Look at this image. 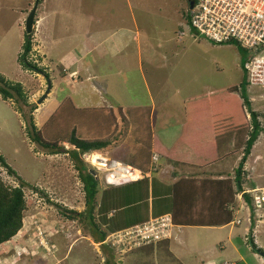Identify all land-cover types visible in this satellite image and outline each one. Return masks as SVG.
Masks as SVG:
<instances>
[{
    "label": "rangeland",
    "instance_id": "1",
    "mask_svg": "<svg viewBox=\"0 0 264 264\" xmlns=\"http://www.w3.org/2000/svg\"><path fill=\"white\" fill-rule=\"evenodd\" d=\"M34 1L0 0V74L10 82L21 84L28 104L25 105L21 98L3 100L0 97V154L26 184L23 187L26 209L22 227L3 245L8 248V255L15 257L14 264L23 261L25 264H108L106 259L109 257L115 264H179L180 261L184 264H259L257 259L262 257L251 250L248 240L254 237L256 246L264 249V205L257 206L253 198L250 206L243 197L244 201L238 199L241 206L235 215L237 223L228 227H187L181 229L180 234L178 229H172L170 243L173 249L179 248L175 250L181 259L178 262L168 256L167 239L143 251L126 249L120 244H106L102 248L89 235L92 226L88 220L79 223L64 215L68 209H86L77 163L69 155L74 147L59 139L64 131L75 128L68 117L65 116L64 122L56 117L61 116L63 109L67 111L68 105L78 109L90 108V112L110 110L112 115H107L112 117L104 119L102 116L97 123L94 118L78 130L81 128L84 135L92 129L108 130V136L114 139L122 135L119 130L123 123L119 113L128 108L145 106L142 107L143 113L148 108L149 116L154 108V129L151 130L149 125V134L157 136L167 128L177 130L181 121L178 118L187 120V112L201 111L207 116L222 107V103L204 107L210 100L220 99L227 105L226 98L229 101L237 99L242 107L237 110L241 116L239 119L243 118L239 131L235 128L221 136L210 127V123L205 126L209 134L215 135L212 141L217 143V148L222 146L214 156L224 158L223 164H215L217 158H213L215 165L207 172L223 168L225 175L229 174L225 177H234L233 169L250 131L249 111L252 108L259 113L258 121L264 129V98L257 99L264 94V88L241 84L244 78L241 48L234 44H217L198 34L187 24L188 12H183L179 0H40L31 29L30 59L38 66L46 67L49 77L45 78L43 74L23 69L17 63V53L26 32L25 20ZM123 29L127 30L126 34ZM86 31L90 37L87 40L82 38ZM120 38L126 43H122L121 50L114 57L108 56V44L111 41L118 44ZM77 58L80 59L72 64ZM74 70L82 76L79 82L77 73L72 72ZM48 83L50 86L44 97ZM241 94L252 98L253 102L245 106ZM198 96L202 98L198 100L201 102L193 101ZM32 106L34 109L30 112ZM29 115H32L43 140L58 138V145L63 148L60 152L48 153L30 141L26 134ZM168 115L171 116L169 119ZM150 121L151 118L149 124ZM192 129L193 125L190 132ZM125 132L127 134V130ZM259 133L261 139L258 145H254L253 153L261 152L263 161L254 164L255 167L252 165L243 174V192L251 196L246 188L264 186V131ZM203 135L200 134V139L208 141ZM120 146L121 151L124 150L117 154L119 162L108 161L110 153L105 149L79 154L87 171L99 180L101 191L96 195L97 204L92 217L102 230L109 233L106 238L110 237L111 243L114 237L110 233L115 231L116 220L109 217L111 212L100 210L102 188L107 185L104 180L119 185L129 179L126 175L129 170L138 173L136 178L141 172L121 163L129 162L132 157L127 155L123 144ZM226 153L229 154L226 157H230L226 158ZM151 158L155 161L156 156ZM160 163L168 162L161 159ZM149 166L148 172L152 168L151 164ZM0 179L8 186L18 183L16 177L1 165ZM224 192L223 199L228 194L225 189ZM144 206L141 210L146 214ZM116 213L119 211L112 212ZM229 230L233 233L236 254L231 253L226 240ZM74 238H79L78 242L71 244ZM18 251H25V254L20 257ZM144 251H150V254ZM237 252L243 255L244 261L238 259Z\"/></svg>",
    "mask_w": 264,
    "mask_h": 264
},
{
    "label": "trees",
    "instance_id": "2",
    "mask_svg": "<svg viewBox=\"0 0 264 264\" xmlns=\"http://www.w3.org/2000/svg\"><path fill=\"white\" fill-rule=\"evenodd\" d=\"M40 0H38V3ZM36 12V11H35ZM36 16V13H35ZM239 49V48H238ZM32 52V31L29 33L24 32L23 40L20 46V50L17 53V63L21 66L23 69H27L30 71H34L36 73H41L44 75L45 78H48V70L46 67L38 66L36 63H34L30 59V54ZM240 56H243V52L241 49H239ZM42 59L41 57L39 60ZM242 60V58H241ZM242 64V63H241ZM241 84L245 85V80L243 78ZM215 94V92H214ZM242 98V101L245 106H249V101L247 98L244 97L243 94L240 95ZM0 97L3 100L8 99H14L21 98L23 103L25 105H28L24 96V93L22 91V86L20 83H14L10 82L5 79L3 75L0 74ZM196 97L193 101L202 100V98ZM235 98V97H233ZM227 101V105L223 104V102L219 99H213L210 100L209 103L204 104V107L210 104H217L221 105L219 106L220 109L216 111L212 115H203L201 111H196V113H192L193 111L187 112L184 126L182 128L183 136L186 132L190 129V127L198 126L197 128H194V130L199 131L200 127L203 129L202 125L200 124L202 122H208L212 120H223L225 121L224 131L222 134L227 133V131L230 133L231 130H238L242 126L241 124V116H239L238 109L242 110V107L237 102V99H225ZM201 102V101H198ZM203 107V106H202ZM200 108V107H198ZM247 108V107H246ZM34 109V107H30L29 111L31 112ZM96 109V108H93ZM201 109V108H200ZM204 109V108H203ZM21 110V109H20ZM90 108H82L78 109L73 107L72 105L67 107L66 110L61 111V116H56L60 120H64L65 116L69 118V121H73V124L75 125V128L72 127L68 132L64 131L62 138H59L63 142H67L71 145H73V149L69 151L70 157L77 163L76 169L78 170V176L83 184V193H84V203L86 209L80 212H76L73 209H68L65 212V217L69 220L78 221L79 223L81 220H88L89 224L92 226V232L91 236L93 237L94 242H102L104 241L105 237L109 234L107 231H104L101 229L100 224L94 222V217H92L94 207L96 206V195L100 191L99 188V180L95 178V176L88 172L86 167L84 166V163L82 160H80L79 154H86L89 152H96L104 149L111 150L112 148H115L120 145H124L125 152H127V155L129 154L132 158L129 160V162H124L128 164L130 167L135 168L144 175L147 173L150 169V166L148 165L151 163V157L154 152L158 153L161 157L165 158L168 162H170L172 165L177 166L179 163H182L180 158L178 156H175L176 148L172 146L170 149H165L163 146H161L158 141L151 136L150 130H149V110L147 108V112L144 114V108L142 107H132L125 109V111H121L122 113H119L120 119L122 120L123 126L122 129L119 130L121 132V136L116 137L114 139H111L108 136L107 131L108 130H98V129H92L89 131V133H86L84 135V131L81 130L83 126L88 125L92 119L95 118V123H97L98 118H101L102 116L104 119L107 117H112L110 115H107L111 113L110 110L104 111L102 109H96L94 112H90ZM72 111V112H71ZM195 111V110H194ZM207 111V110H206ZM69 112L70 114H68ZM202 114H201V113ZM94 113V114H93ZM201 116H199V115ZM57 115V114H56ZM112 115V113H111ZM205 117H208L206 120ZM243 117V115H242ZM257 113L255 111H249V118H250V131L247 135V138L245 139L243 151L241 154V157L237 163V166L234 169V177L226 178V179H218V180H211L207 179V183L210 182H220L221 185H226L228 191H232V186L234 185L235 192H241L242 197L246 201V203L250 206L252 203V196L249 193L243 192L242 184H244V164L246 162L247 156L250 153L251 147L256 140L258 134L260 131H264L263 128H261L259 121L257 120ZM212 119V120H211ZM64 122V121H63ZM95 126V124H94ZM216 126V130L220 132V127L222 125H214ZM80 130H78V128ZM105 128L109 129L110 127L106 126ZM236 128V129H235ZM84 129V128H83ZM78 130V131H77ZM127 130V134L126 131ZM125 132V133H124ZM26 134L28 135L31 142H34L36 145L40 146L42 149L47 151L48 153H58L60 150H62V146L58 145V138L56 140H43L39 131L37 130L36 126L34 125V121L32 118V115H29L26 121ZM113 138V136H112ZM181 139V138H180ZM178 143V142H177ZM146 144V147H145ZM93 154V153H92ZM205 160L208 162L210 161L211 156H204ZM156 160V159H155ZM0 165L4 168H6L7 172L11 175H14L18 181L16 186H8L4 184V182L0 179V246L4 245L5 242L9 241L13 236L17 234V232L22 227L23 222V212L26 209L25 200H24V194H23V187L26 185L25 182L20 178L16 172L9 166V164L6 162L5 158L0 154ZM154 166H152L151 169H153ZM185 178H181L176 183L173 184V196L176 197L177 195V188L181 182H185ZM108 187L106 189L102 190L101 197H100V210H102L103 213H107L110 210H120L127 208L128 211H132L134 209L133 205L135 203H142V206H144L145 210L147 208V199H148V192H147V185H148V178L145 176L138 180H133L131 182H127L124 184L115 185L111 182L104 181ZM208 186V185H207ZM236 187V188H235ZM184 189V187H183ZM195 192V191H194ZM185 193L184 196H182L178 200V198H174L172 202L171 207V221L174 225H183V226H211V225H224L226 223L231 222L233 219V213L232 209H229L227 206V203H230V197L233 195V193L227 194V197L223 200L224 197V190L223 192L218 193H212L211 195L215 196L218 195V197H221L222 204L221 208L219 210V207L216 208L219 213H221V216L218 218V221L216 222H210L206 218H202V221H199L198 219L201 217H197L194 215L196 214H204V212H208L211 210L209 207L212 205V202L209 201L207 198L204 200L200 199L202 203V208L199 209L198 212H195L197 209V195L200 194V192L197 191V193ZM137 194V195H136ZM175 194V195H174ZM226 194V193H225ZM178 196V195H177ZM186 196V197H185ZM181 202V203H180ZM180 204V205H179ZM216 209H212V212L216 213ZM147 218V214L144 212L142 213V216H139V214H134L133 224L129 225L122 224L117 227V229H122L125 227H130L136 224H140L144 222ZM250 233V229L248 231ZM248 242L251 244V250L255 253H258L264 257V249L256 246L253 239L250 238ZM151 245H145L137 248L138 250H146L147 247H150ZM136 249V250H137ZM107 250L105 249V252ZM145 253H150V251H144ZM110 259V257H109ZM109 259H106V263L108 264H115L113 262H110Z\"/></svg>",
    "mask_w": 264,
    "mask_h": 264
},
{
    "label": "crops",
    "instance_id": "3",
    "mask_svg": "<svg viewBox=\"0 0 264 264\" xmlns=\"http://www.w3.org/2000/svg\"><path fill=\"white\" fill-rule=\"evenodd\" d=\"M123 30H124L123 32H125V34H126L127 30L126 29H123ZM83 37L86 40H87V38L90 39L87 31L83 34L82 38ZM124 42H125L124 38L123 39L120 38L117 41L118 44L111 41L108 44L107 49H106L108 56L114 57L115 54L121 50L122 43H124ZM82 50H83V47L81 48V51ZM113 57H109V58L112 59ZM79 59L77 58L72 64L77 62ZM87 70H88V68H87ZM72 72L77 73V79L79 82L81 80L82 76L79 75V72L77 70H74ZM71 80H73V79L71 78ZM260 98H264V94H260L257 99H260ZM247 100L249 101V104L253 102L252 98H250V99L247 98ZM140 107H145V106H140ZM96 108H98V107H96ZM154 110L155 109L152 108L151 113H150L151 121H150L149 125H151V128H152L151 130L154 129V123H155L154 118H153V116H155L154 112H153ZM252 111H255V110H252ZM170 117L171 116L168 115L167 119H169ZM178 120H181V121H180V127L177 128V130L176 129L175 130H169L167 128L165 132L161 131L160 135L158 132V135L157 136L154 135V136L156 137L155 139L158 141V143L161 146H163L166 150L170 149L172 146H174V148H176L175 156H178L180 158V160L182 161V163H179L177 166H174L170 162H168L165 158L158 155V153L154 152L152 155L156 156V160L152 161V159H151L150 164L154 167H153V169H151L150 172H147L145 175H142L141 172H139L140 176L138 178H136L138 176L137 175L138 173L135 172L134 170H129L126 173L127 177L129 178V182H131L133 180L141 179L144 176L146 178H148L149 187L147 189L148 199H147V208H146V210H147L146 220H148L149 218H154V217H158L161 215H168L171 218V207H172V202L175 200L174 198H178V200H181L180 198L182 196H184L185 193L187 194V193H191L194 191H195L194 193H197V191L200 192V194H198L196 196L198 200H197V209L195 210V212H198L199 209L202 208V203L200 201L201 197L203 200L205 198H207L209 201L212 202V205L209 206L211 208V210L212 209L215 210L218 207L220 210V208H221V204H222L221 197L219 198L218 195L213 196L211 194L212 193L215 194V193H218L221 191L223 192V190L227 189V188H225V185H221L220 182H210L208 184L207 179H211L213 181V180H218V179L219 180L220 179H226L227 177H230V176L225 177L226 175H229V174L225 175V171H224L225 169H223V168L217 169L216 171L207 172V169H209L210 167H214L215 164H219V163L223 164L224 158L222 157V158L218 159L217 157H215L216 155H218L217 154L219 152L218 150L220 148H222V146L217 148V146H216L217 143L216 142L214 143L212 141V140H215V135L209 134V131L205 129L206 128L205 126H207L210 123V125H211L210 127L214 128V130H216V126H214V125H217V126L222 125V127L219 126L220 132L216 131L217 133H220L222 136V133L224 131V127H226L225 121L216 120V122H215L214 120H212V121H208V122H206V121L202 122L200 124V126L202 125L203 129L200 127L199 131H196V130H194V128H197L198 126L197 125L193 126L192 131L190 132V129H189L188 132H186L185 135L183 136L182 128L184 126L185 120L183 121V117H179ZM257 120H259V117ZM163 122L165 123V121H163ZM201 133L204 134L203 136L208 141H202L200 139ZM227 133H228V131H227ZM263 134L264 133H262V135ZM259 139H261L260 133L258 134L256 140L254 141V143L251 147L250 153L247 156L246 166H244V169L246 171L250 170L252 165H254V164L257 165L258 162L260 163L263 161V154L261 152L253 153L254 152L253 151L254 145L255 144L258 145L257 143H258ZM262 140H263V138H262ZM174 142L175 143L178 142V143L175 144ZM120 147H122V146L112 148L111 150L105 149V150H108L110 153L109 154L110 157L107 158L108 161L114 160L116 162H119L116 160V159H119L117 154L121 153L124 150L122 148V151H121ZM190 153L192 155H195V153L198 155L193 157ZM228 153H226L225 157L227 156ZM230 153H234V152L231 151ZM204 156H211L210 161H213V162L212 163L208 162L207 160H205ZM231 156H233V155H231ZM228 157H230V156H228ZM228 157H226V158H228ZM213 158L214 159L217 158V159H215L217 161L216 163H215V160ZM250 158L252 159L251 162H250ZM161 159H165L170 164V167H169L168 163L167 164L166 163L165 164L160 163ZM197 161H200L201 163L196 164ZM121 163L125 164L123 161ZM213 163H215V164H213ZM255 165H254V167H255ZM167 175H170V177H167ZM182 177L185 178L184 180H186V181L181 182V184H179V186L177 188V195L178 196L176 195V197H175V196H173V191H172L173 190V184L176 183L178 180H180ZM248 181L250 183V179ZM109 182H111V181H109ZM106 187H108V186L107 185L103 186L102 190L106 189ZM183 187H184V189H183ZM232 188L233 189L231 192L227 190V192H229L230 194L233 193V195L230 197L231 202L227 203V206H226L229 209H232L231 211L233 213V217H232L233 219L231 220V222L226 223L224 225H218V226H215V225H211V226H183V225H174L171 221V226L169 227V238L167 240L165 239L166 240L165 242H168L167 246H168V251L170 253V255H168V256L172 257L176 262H178V260L179 261L181 260L180 257H178L177 253H175V250H178L179 248L173 249V246L170 243L172 229H178L177 233L180 234L181 229L187 228V227L188 228H190V227H218V228H223V227H228L232 224L237 223V222H235V218H236L235 215L238 211L237 208L239 207V205L241 206V203L239 202L238 199H242L241 198L242 195L239 192L238 193L235 192L234 185L232 186ZM246 189L249 190L251 188H246ZM100 191H101V189H100ZM242 205H243V203H242ZM133 207H134V209L132 211H128L127 208L117 210V211H119V214H117V213L112 214V212H114V210L108 211V213L111 212L109 214V217H113V219L116 220L114 223L116 226H114L113 230H115V231L118 230L117 227L122 225V224H127V223H129V225L133 224L132 218L134 217V214H137V213L142 214V212H143L141 210L142 203H140V202L135 203V205H133ZM74 210L76 212L82 211V210H79L78 208H76V209L74 208ZM211 210L208 212L207 211L204 212L203 215H202V213L199 215L194 213V215L197 217H201L198 219L199 221H202L203 220L202 218L210 219V220H208L210 222L218 221V218L221 216V213H219L217 209H216V213L212 212ZM178 234H177V238L181 240V238L179 237ZM89 235H91V233ZM251 236L253 237V233ZM81 237L88 239L87 236H81ZM78 239L74 238L72 240L71 244L77 243ZM232 239H233V233L229 230L228 235L226 237V240L232 249L231 253L236 254V251L233 249L234 243H233ZM253 241L256 243V241L254 240V237H253ZM181 242H183V241L181 240ZM96 243L98 245H102L103 246L102 248H104L106 246V244L103 243V241L102 242H96ZM71 244L68 246L67 249L70 248ZM156 244L157 243H152L149 245H156ZM2 246H0V247H2ZM16 248L19 249L18 246H16ZM137 248H139V247H137ZM137 248H135V249H137ZM1 249L2 250H0V264H14L16 259H15V257L8 255L9 254L8 248H6V247L4 248V246H3ZM23 249L26 251V248H23ZM45 249H46V246H45ZM6 250H8V252ZM25 251H23V252L18 251L20 253V257L22 256V254H25ZM139 251H142V250H139ZM12 254H14V253H12ZM148 254H150V253H148ZM237 254L239 256L238 259L244 261L243 255H241L239 252H237ZM260 256L262 258H259L257 260L259 261V264H264V257L262 255H260ZM225 261H226V259H224V262ZM181 263H182V261L179 262V264H181ZM21 264H25V261H23ZM151 264H153V263H151ZM182 264H184V263H182Z\"/></svg>",
    "mask_w": 264,
    "mask_h": 264
},
{
    "label": "built area",
    "instance_id": "4",
    "mask_svg": "<svg viewBox=\"0 0 264 264\" xmlns=\"http://www.w3.org/2000/svg\"><path fill=\"white\" fill-rule=\"evenodd\" d=\"M187 24L217 44L238 45L247 85L264 88V0H193ZM264 205V186L246 190ZM171 218L161 215L110 233L103 243L137 248L169 238ZM109 235V234H108ZM107 235V236H108Z\"/></svg>",
    "mask_w": 264,
    "mask_h": 264
},
{
    "label": "water",
    "instance_id": "5",
    "mask_svg": "<svg viewBox=\"0 0 264 264\" xmlns=\"http://www.w3.org/2000/svg\"><path fill=\"white\" fill-rule=\"evenodd\" d=\"M37 2L38 0H35L34 3H33V7L32 9L29 11L27 17H26V20H25V29H26V32H30L31 29H32V25H33V22H34V17H35V11H36V6H37ZM193 5L192 2H190V7ZM49 86H50V83H48V88L46 90V92L43 94V96L45 97L46 93L48 92V89H49ZM42 100V97L38 100V102H40Z\"/></svg>",
    "mask_w": 264,
    "mask_h": 264
},
{
    "label": "flooded vegetation",
    "instance_id": "6",
    "mask_svg": "<svg viewBox=\"0 0 264 264\" xmlns=\"http://www.w3.org/2000/svg\"><path fill=\"white\" fill-rule=\"evenodd\" d=\"M190 2L193 3V0H179L180 7L186 14L190 9Z\"/></svg>",
    "mask_w": 264,
    "mask_h": 264
},
{
    "label": "clouds",
    "instance_id": "7",
    "mask_svg": "<svg viewBox=\"0 0 264 264\" xmlns=\"http://www.w3.org/2000/svg\"><path fill=\"white\" fill-rule=\"evenodd\" d=\"M245 80V79H244ZM246 83V82H245ZM119 168H121V167H119ZM127 182H129V179L128 180H126V181H124V182H122L121 184H124V183H127ZM112 233V232H111Z\"/></svg>",
    "mask_w": 264,
    "mask_h": 264
}]
</instances>
